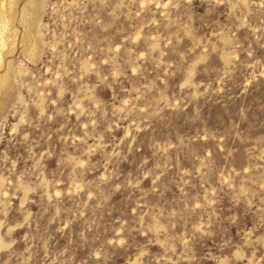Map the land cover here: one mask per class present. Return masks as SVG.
Here are the masks:
<instances>
[{"label": "rangeland", "instance_id": "rangeland-1", "mask_svg": "<svg viewBox=\"0 0 264 264\" xmlns=\"http://www.w3.org/2000/svg\"><path fill=\"white\" fill-rule=\"evenodd\" d=\"M0 264H264V0H0Z\"/></svg>", "mask_w": 264, "mask_h": 264}, {"label": "bare ground", "instance_id": "bare-ground-1", "mask_svg": "<svg viewBox=\"0 0 264 264\" xmlns=\"http://www.w3.org/2000/svg\"><path fill=\"white\" fill-rule=\"evenodd\" d=\"M1 49V48H0Z\"/></svg>", "mask_w": 264, "mask_h": 264}]
</instances>
